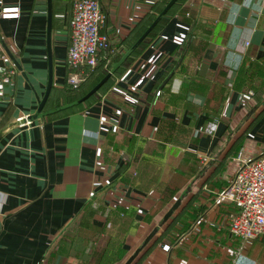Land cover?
I'll return each mask as SVG.
<instances>
[{
	"label": "crops",
	"instance_id": "1",
	"mask_svg": "<svg viewBox=\"0 0 264 264\" xmlns=\"http://www.w3.org/2000/svg\"><path fill=\"white\" fill-rule=\"evenodd\" d=\"M169 1L100 0L104 70ZM5 5L21 15H0L5 63L18 70L3 84L0 131L36 112L50 65L48 0ZM71 14L72 0H53L44 110L100 80L76 95L86 68L69 85ZM240 153H264V0H177L89 99L5 131L0 264H124L137 251L131 264H264V235H234L237 208L217 201Z\"/></svg>",
	"mask_w": 264,
	"mask_h": 264
},
{
	"label": "built area",
	"instance_id": "2",
	"mask_svg": "<svg viewBox=\"0 0 264 264\" xmlns=\"http://www.w3.org/2000/svg\"><path fill=\"white\" fill-rule=\"evenodd\" d=\"M0 15L3 18H19L21 8L19 5H5L0 9ZM106 20L107 15L102 10L100 0H72L67 53V64L71 69L69 84L79 85L83 80V69L93 71L103 52L109 48L110 38L103 31ZM246 44L249 45L250 41L247 40ZM5 58L0 43V98L5 94L3 84L11 82L18 73L15 66L5 63ZM160 94L161 91H158L157 95ZM217 201L235 204L237 210L231 220L234 235L243 239H256L264 235V153L255 158L239 154L234 177L218 195ZM164 248L169 250L170 247L165 245Z\"/></svg>",
	"mask_w": 264,
	"mask_h": 264
},
{
	"label": "water",
	"instance_id": "3",
	"mask_svg": "<svg viewBox=\"0 0 264 264\" xmlns=\"http://www.w3.org/2000/svg\"><path fill=\"white\" fill-rule=\"evenodd\" d=\"M177 2V0H170L163 10L158 14V16L153 20V22L148 26V28L144 31V33L137 39V41L130 47V49L120 58V60L116 61L109 72L92 87L85 95L82 97L58 108L52 110H44L49 95L52 91L53 87V60H52V48H51V39H52V26H53V0H48V27H47V40H48V49H49V82L47 86V90L45 92L44 97L40 100L39 106L34 114H30L25 118L18 119L16 122L10 124L7 128H4L0 131V139L4 135L5 131L8 128H12L15 126L24 125L25 123L32 122L34 120L40 119L46 115L51 113L67 109L73 106H76L87 99H89L93 94H95L108 80L109 78L117 71V69L124 63V61L133 53V51L140 45V43L150 34V32L155 28V26L159 23V21L164 17V15L171 9V7ZM7 53L14 59V57L10 54L8 50ZM15 61V59H14ZM179 201L176 202L174 207L166 214V218L172 214L173 209L179 206ZM139 251H137L134 255H132L124 264H131L135 257L138 255Z\"/></svg>",
	"mask_w": 264,
	"mask_h": 264
},
{
	"label": "rangeland",
	"instance_id": "4",
	"mask_svg": "<svg viewBox=\"0 0 264 264\" xmlns=\"http://www.w3.org/2000/svg\"><path fill=\"white\" fill-rule=\"evenodd\" d=\"M104 71H105V73H106L107 68H106V70H104V69L99 70L95 76H91V78L88 79L87 82H86V83L84 84V86L82 87V88H83V91L78 92L76 95L81 94V93H83L84 91H86L87 88L92 87V86H93V85H94V84H95V83H96V82L102 77V73H103ZM76 95H74V96H76Z\"/></svg>",
	"mask_w": 264,
	"mask_h": 264
},
{
	"label": "trees",
	"instance_id": "5",
	"mask_svg": "<svg viewBox=\"0 0 264 264\" xmlns=\"http://www.w3.org/2000/svg\"><path fill=\"white\" fill-rule=\"evenodd\" d=\"M103 65H104V63L99 62L98 66H97L93 71H91V76H95L99 70H102V69H103ZM106 74H107V71H106V73H105V71H104V72L102 73V77L100 78V80H101ZM100 80H99V81H100ZM99 81H98V82H99ZM69 85H70V87H72V88H74V89H77V88L80 87V85H76V86H73V85H71V84H69Z\"/></svg>",
	"mask_w": 264,
	"mask_h": 264
}]
</instances>
